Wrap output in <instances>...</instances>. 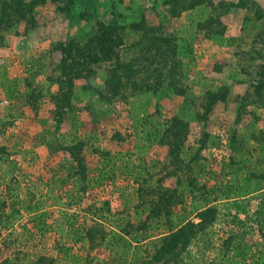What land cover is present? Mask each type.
I'll return each instance as SVG.
<instances>
[{
	"label": "rangeland",
	"instance_id": "374dc122",
	"mask_svg": "<svg viewBox=\"0 0 264 264\" xmlns=\"http://www.w3.org/2000/svg\"><path fill=\"white\" fill-rule=\"evenodd\" d=\"M0 150V264H118L126 222L152 242L209 209L182 264H264V0H0ZM95 219L112 250L82 239Z\"/></svg>",
	"mask_w": 264,
	"mask_h": 264
},
{
	"label": "trees",
	"instance_id": "16d2710c",
	"mask_svg": "<svg viewBox=\"0 0 264 264\" xmlns=\"http://www.w3.org/2000/svg\"><path fill=\"white\" fill-rule=\"evenodd\" d=\"M122 1V0H121ZM176 2V0H174ZM114 17V21L112 22L113 25L109 26L108 29H103V27H100L97 29V32H106L104 34H109L114 31V26L116 24L117 18H119L118 13H115L114 11L111 13ZM110 35V34H109ZM63 52H65V55H67V49L63 48ZM90 51V49L88 48ZM174 51V50H173ZM107 52V51H104ZM174 53V52H173ZM98 54L93 53H81L82 57V63L78 62L77 66H82L83 69L87 70L88 67L92 64L97 63ZM65 59L61 61V66L63 70H66L68 68V77L73 73V70L78 71L76 65H66L64 63ZM119 68V67H118ZM127 70L123 69V73H126ZM118 74V76H117ZM114 72L113 74L109 75V79H107L106 85L109 87V90L112 94L111 97L116 96L118 94L117 87L120 88L121 86L124 87V83L121 80V75L119 73ZM71 85V82H70ZM139 89V88H137ZM119 90V89H118ZM218 94H210L211 101L220 99L222 100L224 97L223 92L221 95L217 96ZM105 100L108 98L103 96ZM57 99V98H56ZM69 99L70 96H66L65 94L61 95L60 98L57 99L56 107L59 109V113L62 114V110L65 109V107L69 106ZM209 100V101H210ZM207 111L211 108V104H207ZM174 125L171 126V135H172V141L169 142L170 147L172 148L170 152H173L174 149H179L181 145V138L180 136H184L186 133V126L183 125L181 122H178L176 119L174 120ZM84 143L82 141L77 142L76 145H72L70 147H65V150H67L70 155L73 157V161L77 166V175L81 174L84 175L85 167L82 163V160L80 158L79 152L81 151ZM1 153V150H0ZM165 193H160V196L156 197V199H152L150 201L149 207L150 210L147 214L146 220H152L155 223H163L167 219L166 214H162V211L165 210L166 205L164 204L165 199L167 201V198H165ZM200 222L199 223H187L185 224L181 229H179L176 233L170 235V239L174 243L172 247L169 246L170 241L169 237L161 236L157 239V241L150 242L148 240V236L146 234V223H143L142 225L134 226L133 224L126 222L124 226L120 228V239L124 241L123 249L122 251H117L119 253L120 260L121 261L118 264H182L183 263V257L187 253V247L189 244L193 241L198 239L197 233L200 235H204L207 228L214 222V213L213 210L209 209L207 211H203V213L200 215ZM166 218V219H165ZM94 226L89 227L86 232L84 233L82 239L86 242L88 249L93 250L96 247L100 246L101 244H105L107 248H109V242H107V233L101 229L102 223H99L98 219H95ZM150 222V221H149ZM95 226H101L100 228H97ZM119 239V238H118ZM180 241L181 245L177 248H173V246ZM110 250L113 249V247L109 248ZM226 252H229L227 249ZM225 252L221 256L222 259H226ZM90 253L86 254V258H88L87 264H90L89 259ZM37 264H52V258L47 256H40L37 261L35 262ZM185 264V263H184ZM208 264H221L217 260H211Z\"/></svg>",
	"mask_w": 264,
	"mask_h": 264
}]
</instances>
